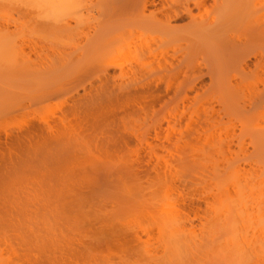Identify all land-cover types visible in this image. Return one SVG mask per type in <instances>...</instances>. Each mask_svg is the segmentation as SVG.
<instances>
[{"label":"bare ground","instance_id":"obj_1","mask_svg":"<svg viewBox=\"0 0 264 264\" xmlns=\"http://www.w3.org/2000/svg\"><path fill=\"white\" fill-rule=\"evenodd\" d=\"M212 1L19 0L16 27L20 31L16 35L3 31L0 46L8 48L12 57L16 46L22 50L17 49L21 51L17 54L44 47L55 52L37 69L26 63L28 53L25 64L21 55L20 62L16 56L9 61L17 62L12 63L18 65L12 72L19 82L53 87L48 98L59 99L63 106L59 122L49 117L43 123L31 121L29 132L21 134L27 137L28 148L38 144L37 150L59 158L84 148L95 150L91 139L122 137L123 145L114 139L110 145L95 147L107 153L135 152L146 174L161 166V160L175 162L169 163L174 172L156 174L159 182L178 191L172 204L158 200V190L150 193L140 187L137 193L117 186L121 193L116 190L114 197L109 196L117 201L119 195L124 206L129 200L127 211L123 205L120 208L128 216L140 212L144 217L149 212L163 219L158 226L167 264L182 258L188 264L187 256L194 258L190 264H264V126L259 122L250 126L255 120L240 117L247 104L242 106L239 99L251 63L256 61L257 66L264 61V21L252 18L261 13L264 3ZM3 57L1 61L6 60ZM263 104L264 95L252 106ZM221 112L241 119L252 154L241 158L232 150L231 131L215 123ZM134 114L137 122L129 119ZM143 175L135 180L137 184L127 182L129 178L126 182L138 186ZM7 177L0 176V264H48L40 258L43 255L34 257L33 238L40 235L33 237L38 225L34 229L30 225L37 211H33L35 196L28 194L31 186L23 181L28 185V192H23L21 179ZM195 184L201 188L194 190ZM190 213L201 215L200 222L183 216ZM200 224V242L189 243L184 236L189 230L196 234ZM152 233L146 230L147 235Z\"/></svg>","mask_w":264,"mask_h":264},{"label":"rangeland","instance_id":"obj_2","mask_svg":"<svg viewBox=\"0 0 264 264\" xmlns=\"http://www.w3.org/2000/svg\"><path fill=\"white\" fill-rule=\"evenodd\" d=\"M17 1L19 3V0ZM17 1L0 0V35L3 31H9V33L15 35L18 30L20 31V27H16L18 16L16 14ZM212 2L213 1L210 0V3ZM262 2L264 3V0H262ZM255 17H257L258 21H264V9H262L258 16H253L252 18ZM7 24H9V27ZM5 33L7 35V32ZM3 36L4 35H2V37ZM2 37L0 36L1 42L4 40ZM3 45L5 44L3 43ZM15 49L21 50L18 46H16ZM15 49H12L15 51L12 52L15 54L12 57L11 51L9 52L8 48L0 46V50L3 52L2 54H4L3 56H5L3 57L2 54H0V61L2 57L6 58V60L3 59V61L0 62V101L2 102H0V176H8V179L17 177V180L21 179L20 182H22V184L24 183L23 181H25V183L28 182L31 187L28 188L27 185V188L30 189V191L28 192L25 183V188L23 187L24 189H22L21 187V189L23 192L27 190L28 194L31 193L32 197L35 196L33 211H38L40 207H43L40 209L39 218V212L36 213L37 211H34L35 217L33 216L34 218L31 220L32 224H30L31 227L34 226L31 229L35 228V224L38 225L36 228H39L37 230H35L36 228L34 229L35 233H32L33 237H39L38 235H40L39 238H41V236H44V233L47 236H44L46 239L44 237L41 238V241L39 238H33V241L35 239V242H33V244H35L33 245L35 249L33 250L35 253L34 257L36 256V258H38V256L40 257L41 255L44 257L45 255L46 258L42 256L40 258L44 260L47 259L48 264H167L164 261V258L167 257L164 255L167 254L166 251H164V243L158 226L162 224L163 219L159 216L156 217L155 214H151L148 211V215H146V213L144 217L140 212L138 213L141 214L139 217L137 213H135V216L132 212L129 214L130 216H128V213L125 214L124 212L127 211L126 207L130 203L129 200L128 204L125 205L126 207L122 204L123 207H125L124 209L123 207L121 208V198L119 195H117L118 197H115V199H117V201L120 199V203L114 201V198H109V196L114 197L115 195L113 193H116V190L120 191L124 188H130V191L133 189L132 191L135 192V189L137 191L140 187V189L142 188L141 190L144 188V190L146 189L145 191H149L150 193H153L154 190L155 192L158 190L156 192L157 199L166 201L165 203H171L178 191H175L174 187H169L166 183L163 184V182H161L162 180L160 183L158 181V172L163 170L169 173H172L169 170L174 172V167L170 166L169 163L175 162L169 160L167 163L165 160H161L163 164H161V166L157 165V168L154 166L156 162H152L154 167L151 166V163L148 168H153H151L150 174H146V170L145 173L142 172L143 163H141L142 161H140V159V162L137 161L138 158L135 152L126 150L121 153H119L120 151H116V153L115 150H112L113 152L107 150V153L103 149L104 151H102L104 153H102V151H99V149L95 147L96 144L104 146L106 144L110 145V143H114V139L117 140L120 145H123L124 141L122 137L99 141H97V139H91L89 143L94 145L92 149L95 148V150L90 151V149L84 148L75 153H71L69 156L59 157L58 155L59 158L48 157L46 152L37 150L38 144L36 147L28 148L29 142L26 140L27 137H22L21 134L29 132L32 125L31 121L32 123L33 120L34 122H39L49 117L59 122L60 113L62 112H60V110H62L61 107L63 106H60L59 99L48 98L47 93H49L53 87L41 86L39 83L28 85L19 82V78L14 76L16 73L12 72L14 70L16 71L14 68L18 66L17 64H15L16 66L13 64L15 67L12 65L16 60H18L17 62L22 60L23 63L26 57L25 60L30 61L26 63H28V65L32 63L30 67L34 68L35 66L37 69L44 66L45 62H49L52 57L55 56V52L48 50L46 47L40 51L31 48H29L31 49L29 51L27 48L25 51L28 52L25 53L23 51V53L25 55L28 53V55H30L28 58L27 55L24 57L22 53L17 54L22 50L18 52V50L16 51ZM7 54H10V56H7ZM20 55L22 56L21 59ZM14 56H16V60L10 63L9 61L14 60ZM5 61H7V63ZM255 62L256 61L251 63L252 72H249V75L243 77L245 83L241 84L243 90L239 94L240 103L242 106H244L245 103L247 105L244 109L240 110L242 113L240 117H248V120H255L252 121L253 123H251L250 126L257 124V122H259V125L264 126V104L261 105L260 108L252 106L255 99L264 95V61L257 66ZM9 72L12 73L10 74ZM54 83L52 84L53 86L56 85ZM42 93L45 96H43ZM141 101H143V98H141ZM16 102L19 105H17ZM14 105L16 109H13ZM140 109L141 106H139V112ZM49 118L45 120H49ZM129 119L137 122L139 117L134 114L131 115ZM218 119L219 122L216 121V124L223 125L222 127L231 131L232 136L230 142L232 150L236 151L241 158L252 154L253 145L248 138L247 129H244L241 119L235 115L228 116V114L224 112L219 113ZM199 145L197 146L198 148ZM100 152L102 155H99ZM104 155L110 157H100H105ZM8 172H11V175H6ZM139 172L144 174V181L142 180L141 183L139 182L138 186L136 185L137 187H133L132 184L131 186L130 183L128 184L127 182L131 180L134 181V183L132 181L133 184H137L138 181L135 182V180L138 178L141 179V174ZM4 174L6 176H4ZM134 174L137 175V178H135L136 176ZM156 174H158V177ZM131 175L135 177L132 176V178L130 177ZM12 180L17 181L16 179ZM109 185L111 187H109ZM158 185H160V187ZM117 186H120L121 189L119 187L117 188ZM200 186L195 184L192 188L195 187L199 190L201 188ZM195 188L193 189L195 190ZM107 191L109 193H107ZM119 191H117V193ZM27 192L25 193L27 194ZM129 193L131 194V192ZM107 194L108 197H106ZM123 203H125V201ZM171 204L169 206H171ZM120 208L124 209V212L121 211ZM204 208L207 207L204 206ZM172 209L171 206V210L167 208V211H172ZM190 215L191 216H186L184 214L183 216L186 218L190 217L189 220L191 219L196 223H199L202 218L201 215L198 216L193 213H190ZM164 219L166 220V218ZM33 221L35 222L34 224ZM45 224L46 226L44 227ZM147 229L153 230V233L147 235ZM189 231L187 234L190 233ZM194 231H197V233L194 234L191 232L190 234H192V236L190 234L189 236L187 234L184 236L190 241L189 243L194 240L198 243V239H201L203 236L202 225ZM39 232L44 233L41 235L42 233L40 234ZM34 234L37 235L34 236ZM138 235H142V239L139 238ZM166 235H169V233ZM193 236H195V238ZM163 237L166 238L167 236L164 235ZM191 244H193V242ZM189 256L191 255L189 254ZM186 258L189 260L188 264L194 259L188 256ZM182 260L183 258L181 261ZM180 262L178 261L177 264ZM195 264L198 263L195 261Z\"/></svg>","mask_w":264,"mask_h":264}]
</instances>
